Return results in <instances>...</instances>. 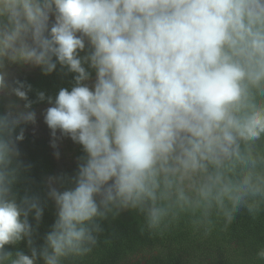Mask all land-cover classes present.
<instances>
[{
  "label": "clouds",
  "instance_id": "clouds-1",
  "mask_svg": "<svg viewBox=\"0 0 264 264\" xmlns=\"http://www.w3.org/2000/svg\"><path fill=\"white\" fill-rule=\"evenodd\" d=\"M5 14L12 30L2 47L30 34L21 59L44 74L57 64L76 74L71 90L47 98L44 121L53 147L70 137L86 155L75 187L49 188L57 214L44 246L6 251L25 238L32 245L28 217L39 222L43 208L13 192L26 167L21 125L36 123L31 85L0 73V91L25 101L0 114V264L83 257L98 220L125 209L143 213L149 230L186 217L208 236L240 208L255 216L264 206V0H0Z\"/></svg>",
  "mask_w": 264,
  "mask_h": 264
},
{
  "label": "trees",
  "instance_id": "trees-1",
  "mask_svg": "<svg viewBox=\"0 0 264 264\" xmlns=\"http://www.w3.org/2000/svg\"><path fill=\"white\" fill-rule=\"evenodd\" d=\"M11 30L8 15L0 16V40L6 39ZM23 44H32L30 34L21 33L7 47L0 45V73L5 75L9 85L14 86L17 80L30 84L28 98L33 101L32 110L40 111L52 106L47 98L51 97L54 101L61 88L71 90L76 74L59 64L52 73L44 74L41 67L17 55ZM88 51L86 44L80 55ZM88 70L91 78L86 83L91 85L95 80V71ZM39 92L45 94V100H38ZM9 102L21 107L25 103L15 95L7 94L6 90L0 91V114L7 110ZM37 122L41 123L37 127L35 124L21 125L25 128V138L17 142V146L19 159L26 167L21 169L13 192L17 202L25 195L37 197L43 214L39 222L34 213L29 214L33 228L31 246L27 238L5 245L6 251L13 254L22 251L29 256L31 247L39 250L44 246L45 236L56 219L57 206L48 195L50 186L59 191L75 187L78 165L86 155L82 145L73 142L70 137L57 139L56 147H53L51 130L44 119ZM32 127L40 130H32ZM57 136H60L59 132ZM261 143L264 144V139ZM98 223L101 231L95 233L97 242L91 252L83 257L65 258L61 264H264V261L256 259V253L264 248V206L255 216L247 208H240L227 227L220 220L208 236L203 234V229L194 231L186 217L163 232L149 230L144 214L137 209L110 213ZM36 264H44L43 259L38 257Z\"/></svg>",
  "mask_w": 264,
  "mask_h": 264
},
{
  "label": "rangeland",
  "instance_id": "rangeland-1",
  "mask_svg": "<svg viewBox=\"0 0 264 264\" xmlns=\"http://www.w3.org/2000/svg\"><path fill=\"white\" fill-rule=\"evenodd\" d=\"M52 18H54V17H52ZM25 40V38L23 39V41ZM48 107H46V108H44V109H42V110H40V111H35V113H36V123H35V126L37 127V126H39L41 123L40 122H37L38 120H43L44 119V112H45V110L47 109ZM35 127H32V130L34 129ZM35 129H37V128H35ZM40 129H37L36 131H39Z\"/></svg>",
  "mask_w": 264,
  "mask_h": 264
}]
</instances>
